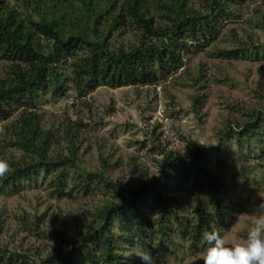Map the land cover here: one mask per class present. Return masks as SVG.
<instances>
[{
    "label": "trees",
    "instance_id": "obj_1",
    "mask_svg": "<svg viewBox=\"0 0 264 264\" xmlns=\"http://www.w3.org/2000/svg\"><path fill=\"white\" fill-rule=\"evenodd\" d=\"M193 1L22 0L25 16L0 0V122L20 110L4 126L10 138L1 142L0 160L12 171L0 179V193L52 173L45 185L57 198L66 190L91 195L105 188L113 194L76 239L50 230L49 238L60 243L58 250L32 257L0 248V264H141L135 253L142 250L159 263L169 251L202 252V232L218 228L223 233L235 219V208L225 202L231 186L210 163L222 164L231 142L241 149L264 139V110L234 108L244 121L221 131L217 146H196L185 158L165 157L159 177L143 175L128 193L103 171L82 170L69 185L67 171L79 169L76 149L70 143L69 156L52 154L50 133L36 113L46 94L59 98L72 90L84 97L101 86L155 84L183 66V54L202 51L230 16V5L246 0H198V8ZM121 24L141 31L138 45L113 44ZM219 54L236 59L246 57V50ZM13 149L23 155L14 158L8 153ZM172 184L183 186L188 198L179 197Z\"/></svg>",
    "mask_w": 264,
    "mask_h": 264
},
{
    "label": "rangeland",
    "instance_id": "obj_2",
    "mask_svg": "<svg viewBox=\"0 0 264 264\" xmlns=\"http://www.w3.org/2000/svg\"><path fill=\"white\" fill-rule=\"evenodd\" d=\"M3 1L18 13L28 14L22 0ZM192 6L198 8V0ZM229 10L230 16L220 22L212 41L202 51L191 49L183 54V66L155 84L101 86L84 97L70 90L59 98L46 94L39 100L36 113L50 133L52 154L69 156L70 143L76 149L79 169L67 171L69 185L82 170L103 171L118 190L128 193L143 175L159 177L165 157L185 158L196 146H217L221 131L230 123L236 129L244 121L243 113L234 108L264 110V0H246L230 5ZM113 35L117 47L135 46L142 39L141 31L123 24ZM241 49L246 50V57L219 54ZM13 113L8 121L0 122V147L5 137L10 138L5 124L20 110ZM227 147L223 163L212 160L210 165L231 186L225 202L237 214L223 234L237 241L245 234L249 214L264 203V139L241 149L234 142ZM8 153L16 159L23 155L15 149ZM52 176L44 173L37 183L0 193L1 249L32 257L58 250L60 243L49 238V231L76 239L94 220L95 210L113 195L105 188L91 195L66 190L57 198L45 185ZM171 186L179 197L188 198L183 186ZM201 253L169 251L155 264H202Z\"/></svg>",
    "mask_w": 264,
    "mask_h": 264
},
{
    "label": "clouds",
    "instance_id": "obj_3",
    "mask_svg": "<svg viewBox=\"0 0 264 264\" xmlns=\"http://www.w3.org/2000/svg\"><path fill=\"white\" fill-rule=\"evenodd\" d=\"M12 171L5 160H0V179ZM205 247L200 256L202 264H264V203L249 214L247 228L242 239L231 241L218 228L204 230ZM141 264H155L149 251L135 253Z\"/></svg>",
    "mask_w": 264,
    "mask_h": 264
}]
</instances>
